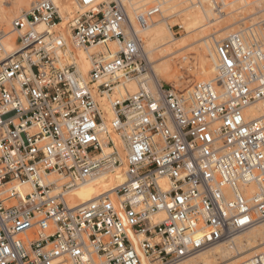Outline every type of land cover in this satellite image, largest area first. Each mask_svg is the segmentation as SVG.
<instances>
[{
  "label": "built area",
  "instance_id": "built-area-1",
  "mask_svg": "<svg viewBox=\"0 0 264 264\" xmlns=\"http://www.w3.org/2000/svg\"><path fill=\"white\" fill-rule=\"evenodd\" d=\"M75 1L66 20L52 0L23 11L8 52L0 33V264H178L263 222L264 114L245 116L264 101L263 42L218 41L216 76L183 94L117 98L148 71L143 41L120 1ZM210 1L221 16L232 0ZM102 42L120 49L82 76L72 50ZM109 177L123 181L68 201ZM235 264H264V250Z\"/></svg>",
  "mask_w": 264,
  "mask_h": 264
},
{
  "label": "bare ground",
  "instance_id": "bare-ground-1",
  "mask_svg": "<svg viewBox=\"0 0 264 264\" xmlns=\"http://www.w3.org/2000/svg\"><path fill=\"white\" fill-rule=\"evenodd\" d=\"M52 1L59 8L60 14L64 18V20H66L72 13L76 11L75 0H52ZM127 1L130 3L131 6L133 5L131 3V0H127ZM150 2H154V1H150ZM189 10L190 7H186L184 9H178V10L175 9L174 6L168 7L167 9L163 10L165 12V17L162 16V12L159 11L160 12L159 18L155 20H152V18L149 19L151 24H149V22H147L146 20V12H147L146 10L143 12H137L135 8H133L132 10H128L127 16L129 19V23L131 25L130 29L132 32L136 34L141 33V35L143 36L144 38L143 48L147 56V59H150L149 53L151 54L152 52L155 51L159 56L157 55L158 58L154 60L150 73H143L138 77L134 78L129 83L127 84L124 83L117 86L112 95L113 97L122 98L125 97L126 95L134 94L138 92L140 89H144L149 82L151 86L148 87L151 90H154L156 85L158 84L163 85L162 84L163 82L165 84H168L165 81L167 82L171 81L173 77V73L171 72L172 58L176 52L180 51V49H177V51H172V46L177 45L178 43L182 45L185 44V38L191 33L193 34L194 31L200 30V28L202 27V26L197 27V24L201 20V14L199 12L193 13L190 12ZM183 12L186 13H184L183 18L181 19L183 20V22H181L180 24L184 28L186 35L182 34L183 36L185 35V37L181 36L182 38L178 39L175 38V36L173 35L170 29L171 25L169 26L167 20L169 17L171 18L172 15H176V17H178V15L180 16V14H183ZM0 13L4 15L2 11H0ZM7 22L8 23L12 22L11 18H9ZM8 34L9 32H6L3 34L2 37H6ZM251 35H255V34L251 30L246 31V36L249 37ZM10 36L13 37L14 35L10 34ZM63 36L66 39V41H69L70 33L68 30L65 29L63 31ZM257 38L260 39L264 44V34L261 37L257 35ZM10 40H11L10 42L7 40H5L4 42L1 41V45L6 52L10 51L11 47L13 46L14 42L12 41V39ZM213 40L215 41L216 39L213 38ZM217 42L218 41H215L214 44L216 45ZM193 43H197V41H194ZM204 44L214 64L213 77H212L213 79L217 74V70H216L217 59L215 55V45H214V54H213L212 50L208 47V42L206 40H204ZM186 46L187 45H184V47ZM119 49H120V45L113 42H102L98 45H93L92 47L87 49V52H83V53L77 49L79 53L77 51L75 52L78 55L76 59L80 74L82 76H85L87 74L88 70L90 69L92 55L96 57L101 56L102 59H106L113 57L119 51ZM181 60L185 61L186 57L182 56ZM178 87H180V85H178ZM110 97H102L100 99L101 106L106 116L108 117V120H111L114 117V112L111 108V102H109ZM263 114H264V101H261L257 105L249 107L245 110V116L251 119L260 117ZM48 180L50 181L56 180V177H50L48 178ZM122 181L123 180L120 178L115 179L113 177L97 178L87 183H83L76 189L72 190L67 196V199L70 202V204L73 206L84 204L93 200L102 192L108 191V189L113 183H120ZM251 190L252 192H254L255 188L251 187ZM255 242H257L258 246H254ZM262 245H264V221L242 233L233 236L230 240L216 244L178 264L241 263L257 255L258 248ZM247 256L249 258L245 260L244 258ZM221 259H223V262L219 263L218 261ZM143 264H147L145 259L143 260Z\"/></svg>",
  "mask_w": 264,
  "mask_h": 264
},
{
  "label": "rangeland",
  "instance_id": "rangeland-1",
  "mask_svg": "<svg viewBox=\"0 0 264 264\" xmlns=\"http://www.w3.org/2000/svg\"><path fill=\"white\" fill-rule=\"evenodd\" d=\"M37 1L39 0H0V11H2L4 14L2 15L0 13V33L4 34L9 32L6 37L2 38V42L5 40L10 42V39H12L14 42L16 37L14 33H10L12 30V22L8 23L7 20L11 18V21H13L19 17L23 11L29 10L30 7ZM118 1L124 5L126 12H128V10H132L133 8H135L137 12H143L146 10V20L149 22V24H151L149 20L150 18H152V20L159 18V11H161L162 16L165 17V12L163 10L171 6H174L177 10L190 7V12H199L201 14V20L197 24V27L202 26L200 30L194 31L193 34L191 33L188 35L185 38V44L182 45L178 43L177 45L172 46V51H177V49H180V51L176 52L172 58L171 72L173 73V77L171 81L167 82L163 80L168 84H165L164 82L162 84L164 86L170 87L176 91L177 94H183L187 92L194 83L212 80L214 64L206 50L204 40L208 42V47L214 54L215 41H220L232 34L243 33V35L246 37V31L248 30H252L256 37L257 35L261 37L264 34V0L229 1L227 4H225V8L223 9L224 14L221 16H218L214 13L213 4L210 0H131V3L133 4L132 6L127 0ZM75 7V10H77V3H75ZM152 9H157L158 11L153 13L150 17L147 16L148 11ZM186 12H183V14H180V16L178 15V17H176V15H172L171 18L169 17L167 20L169 26L171 25L170 29L175 38L179 39L185 37L186 35L184 28L180 24L183 22L181 19ZM10 34L14 36L12 37ZM182 34L185 35L183 36ZM137 35L144 43V38L141 33ZM213 38L216 40L214 41ZM194 41H197V43H193ZM184 45L187 46L184 47ZM12 48L13 46L11 49ZM78 50L82 53L87 52V50ZM72 51L74 56L78 57L77 53L75 52L77 49H73ZM79 51L77 52L79 53ZM157 55L158 54L156 51L152 52L151 54L149 53L150 59H148L149 67L147 73H150L154 60H156L159 56ZM182 56L186 57L185 61L181 60ZM148 84L147 86H151L150 82ZM178 85H180V87H178ZM110 98L113 97L111 96ZM254 246H258L257 242L254 243ZM263 250L264 245L258 248L257 254L261 253ZM248 258L249 257L247 256L244 259L246 260ZM218 262L222 263L223 259L219 260Z\"/></svg>",
  "mask_w": 264,
  "mask_h": 264
}]
</instances>
